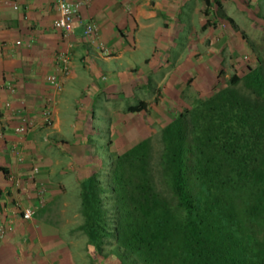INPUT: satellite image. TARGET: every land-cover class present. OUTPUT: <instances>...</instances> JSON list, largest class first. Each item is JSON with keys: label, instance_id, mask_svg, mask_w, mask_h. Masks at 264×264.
<instances>
[{"label": "trees", "instance_id": "trees-1", "mask_svg": "<svg viewBox=\"0 0 264 264\" xmlns=\"http://www.w3.org/2000/svg\"><path fill=\"white\" fill-rule=\"evenodd\" d=\"M89 129L77 231L97 264H264L263 66L170 117L158 149Z\"/></svg>", "mask_w": 264, "mask_h": 264}, {"label": "crops", "instance_id": "crops-1", "mask_svg": "<svg viewBox=\"0 0 264 264\" xmlns=\"http://www.w3.org/2000/svg\"><path fill=\"white\" fill-rule=\"evenodd\" d=\"M67 1L76 4L82 0ZM233 1L88 0L80 6L74 31L66 39L53 27L58 0H0V225L9 221L14 225L13 231L0 238V264H97L86 236L81 247L82 236L77 229L82 222L75 225L74 219L80 216L79 174L90 156L83 135L86 126L82 125L90 121L84 115L87 108H104L98 105V99L102 97L108 103V88L117 90L123 87L119 83L136 81L143 74H161L162 68L156 70L162 67L156 51L174 46L181 37L187 27L184 16L188 5H192L193 18L186 36L187 50L197 19H203L201 30L209 31L224 5ZM211 17L213 20H209ZM90 22L97 25L99 40L112 56L102 54L84 36ZM173 24L179 29L175 30ZM17 41L22 45H15ZM135 51L144 60L132 68L127 60L125 67L126 56L132 58ZM147 51L152 53L148 55ZM60 52L70 53L72 69L69 75H60L63 88L54 93L46 78L55 72ZM103 74L108 83H103L102 77V85L95 84L97 90L84 85L96 82ZM9 83L15 92L7 88ZM83 89H91L88 107L83 104L82 98L88 96ZM48 99L52 100L53 126L23 137L16 135L18 118L14 111L24 109L39 119ZM9 102L13 109L6 107ZM17 150L22 152L23 161L18 159ZM35 166L40 174L31 182L28 175ZM11 177L21 178L23 188L15 189ZM40 185L47 189L46 203L31 223H25L21 210L35 205Z\"/></svg>", "mask_w": 264, "mask_h": 264}, {"label": "rangeland", "instance_id": "rangeland-1", "mask_svg": "<svg viewBox=\"0 0 264 264\" xmlns=\"http://www.w3.org/2000/svg\"><path fill=\"white\" fill-rule=\"evenodd\" d=\"M224 7L219 17L209 19L216 21V25L211 24L209 31H202L200 27L203 19L200 22L197 19L193 42L187 50L186 36L193 18L190 14L192 5H188L184 16L187 27L181 37L174 42V46L156 51L159 52L158 61L162 62V67L156 70L162 68L161 74H143L136 77V81L119 83L123 87L117 90L115 87L108 88V103L102 97L98 99V105L102 104L104 108H97L96 105L88 107L86 102H91V89H83L85 94L88 92V96L82 98L84 106L88 107L84 115L90 121L93 119L90 129L87 128L88 123L82 122L89 129L88 132L98 139H109L113 148L117 146L123 149L142 138H151L158 149L161 130L170 117L191 106L195 98L208 96L213 87L227 84L233 75L243 77L249 68L264 67V1L235 0ZM177 24H173L175 30L179 29ZM207 38L209 40L206 43ZM151 53L147 51L148 55ZM133 54L132 58L128 57L129 54L126 56L125 67L128 65L127 60L131 68L144 60L138 52ZM155 68L152 67L153 70ZM102 77L108 80L107 75L103 74L98 76L96 82H86L84 85L90 84L92 90H97L95 84L102 85ZM140 101H144L147 108L141 113H128L127 108ZM74 219L77 220L75 225L83 222L81 215ZM78 234L82 236L80 245L83 247L86 237L82 232ZM113 262L117 261L111 257L106 264Z\"/></svg>", "mask_w": 264, "mask_h": 264}, {"label": "built area", "instance_id": "built-area-1", "mask_svg": "<svg viewBox=\"0 0 264 264\" xmlns=\"http://www.w3.org/2000/svg\"><path fill=\"white\" fill-rule=\"evenodd\" d=\"M88 0H82L79 3H70L67 0H58V16L53 22V27L61 32L64 38L68 39L70 35L73 33L76 21L79 16V8L83 4H85ZM14 9L18 10L19 6L14 4ZM84 36L86 39L94 45L102 54L109 55L110 51L108 47L100 42L98 27L95 23L90 22L85 26ZM15 45H22L21 41H17ZM72 69V57L69 52H60L56 57V70L54 73L50 74L46 78V83L53 90L54 93L61 91L62 84L60 81V75H69ZM103 80H107L105 77ZM7 88L11 92H15L14 87L9 83ZM8 109H13L12 104L9 102L6 104ZM14 114L18 118V123L14 128V132L18 136H26L30 132L36 129H45L51 128L54 124L53 118V107L52 100H46L44 107L41 111V117L39 119H34L25 112L24 109H18L14 111ZM16 155L20 161H23L22 152L17 150ZM40 174V168L35 166L32 169L31 174L28 175V180L34 182L36 180L37 175ZM11 182L15 189L23 188V181L21 178L11 177ZM46 192L47 189L45 186L40 185L36 190V203L35 205H29L27 207L22 208L20 217L22 221L25 223H31L37 211L40 208H43L46 203ZM17 207L20 206V203L16 204ZM14 230V225L12 222L9 223H1L0 225V238L3 239L9 232Z\"/></svg>", "mask_w": 264, "mask_h": 264}]
</instances>
